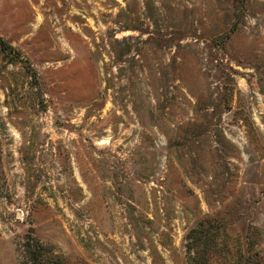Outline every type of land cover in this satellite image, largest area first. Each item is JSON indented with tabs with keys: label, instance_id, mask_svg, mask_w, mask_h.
Returning a JSON list of instances; mask_svg holds the SVG:
<instances>
[{
	"label": "rangeland",
	"instance_id": "374dc122",
	"mask_svg": "<svg viewBox=\"0 0 264 264\" xmlns=\"http://www.w3.org/2000/svg\"><path fill=\"white\" fill-rule=\"evenodd\" d=\"M202 220L264 264V0H0V264H186Z\"/></svg>",
	"mask_w": 264,
	"mask_h": 264
},
{
	"label": "trees",
	"instance_id": "16d2710c",
	"mask_svg": "<svg viewBox=\"0 0 264 264\" xmlns=\"http://www.w3.org/2000/svg\"><path fill=\"white\" fill-rule=\"evenodd\" d=\"M204 222L207 223L206 220H202L186 233V264H263L251 261L248 258L249 253L245 254L241 251L238 253L228 251L221 258L216 256L212 248L217 242L212 243V241H209L211 239L207 237L201 240V230L199 229ZM22 246L25 255L28 256L29 260L31 258L34 264H62L60 263L61 259H58V255H46L48 257L44 259L43 256L51 252V247L33 235L27 236Z\"/></svg>",
	"mask_w": 264,
	"mask_h": 264
}]
</instances>
